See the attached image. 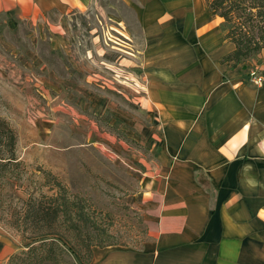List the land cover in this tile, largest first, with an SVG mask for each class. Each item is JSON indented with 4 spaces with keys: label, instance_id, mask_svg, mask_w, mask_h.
Returning a JSON list of instances; mask_svg holds the SVG:
<instances>
[{
    "label": "crops",
    "instance_id": "1",
    "mask_svg": "<svg viewBox=\"0 0 264 264\" xmlns=\"http://www.w3.org/2000/svg\"><path fill=\"white\" fill-rule=\"evenodd\" d=\"M96 1L0 0V43L25 26V41L67 53L70 20ZM116 1L129 43L94 74L96 87L79 91L97 116L109 111L116 124L121 111L126 140L152 157H139L137 192L148 233L138 247L95 246L81 264H264V81L247 75L260 59L234 68L221 61L234 44L204 0ZM55 75L40 82L68 86ZM11 239L0 232V263L14 251Z\"/></svg>",
    "mask_w": 264,
    "mask_h": 264
},
{
    "label": "rangeland",
    "instance_id": "2",
    "mask_svg": "<svg viewBox=\"0 0 264 264\" xmlns=\"http://www.w3.org/2000/svg\"><path fill=\"white\" fill-rule=\"evenodd\" d=\"M124 22L119 2L98 0L70 20L68 31L75 44L67 53L50 51L43 41H25L21 38L24 35L20 36L26 32L25 26H18L17 36L9 35L0 43V117L16 132L25 185L36 190L44 180L37 170L40 168L50 171L68 195L77 198L75 222L70 228L61 226L63 236H55L63 259L75 264L85 263L78 251L85 252L89 239L92 249L106 244L138 247L147 238L146 208L137 196L143 177L139 157H152L139 144L126 140L120 123L126 117L121 111L118 113L123 118L116 117V124L109 111L97 116L89 99L79 91L84 84L89 89L95 86L93 76L98 70L117 63L129 43ZM2 25L0 21V29ZM29 48L33 53H27ZM250 58L260 59L264 71V49ZM54 71L55 79L68 80V86L58 90L40 82ZM124 102L121 97L119 109H126ZM96 129L106 135L95 138L92 134ZM108 133L116 142L125 143L122 146L127 151L109 147ZM2 189L0 232L13 238L12 254H18L32 242L20 241L21 229L15 220L21 206L16 197L25 199L27 194L18 189L12 193L8 185ZM45 249L57 250L54 246ZM0 264L23 263L20 259L9 262L7 257ZM42 264L52 263L46 260Z\"/></svg>",
    "mask_w": 264,
    "mask_h": 264
},
{
    "label": "trees",
    "instance_id": "3",
    "mask_svg": "<svg viewBox=\"0 0 264 264\" xmlns=\"http://www.w3.org/2000/svg\"><path fill=\"white\" fill-rule=\"evenodd\" d=\"M204 3L212 15L227 24L224 38L234 44V49L222 56L223 63L234 68L264 49V0H204ZM16 144L15 130L0 117V200L2 188L7 185L12 193L18 189L27 194L25 199L16 197L21 206L15 220L21 229L20 241L32 239L26 249L10 254L9 262L20 259L23 264H42L46 260L52 264H75L63 259V249L55 236H63L61 226L70 228L75 222L77 198L68 195L67 188L50 171L40 168L37 170L43 173L44 180L38 183L36 190H30L23 181L25 165L17 155ZM91 242L87 240L85 252L78 251L85 263L90 261ZM45 246H54L57 250L48 251Z\"/></svg>",
    "mask_w": 264,
    "mask_h": 264
},
{
    "label": "built area",
    "instance_id": "4",
    "mask_svg": "<svg viewBox=\"0 0 264 264\" xmlns=\"http://www.w3.org/2000/svg\"><path fill=\"white\" fill-rule=\"evenodd\" d=\"M250 82L253 85L259 86L264 81V73L257 65H250L247 71Z\"/></svg>",
    "mask_w": 264,
    "mask_h": 264
}]
</instances>
